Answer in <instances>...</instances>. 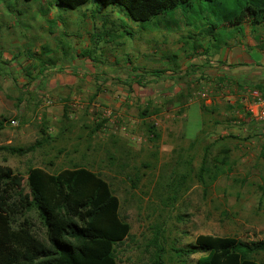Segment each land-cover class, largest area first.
I'll use <instances>...</instances> for the list:
<instances>
[{
  "label": "rangeland",
  "instance_id": "1",
  "mask_svg": "<svg viewBox=\"0 0 264 264\" xmlns=\"http://www.w3.org/2000/svg\"><path fill=\"white\" fill-rule=\"evenodd\" d=\"M259 1L264 0H193L191 6L140 22L98 0L77 8L56 0H0V164L24 175L26 191L27 172L34 166L58 172L84 165L100 173L131 225L132 235L116 247L119 264H151L159 253L164 264H195L199 254L178 249L194 244L199 234L263 240L259 136L264 134L243 97L252 88L264 89V77L239 86L233 80L227 85L232 92L215 104L210 91L207 97L195 95L206 134L192 148L180 130L189 107L170 95L174 81L167 72L181 63L183 53L202 47L210 54L233 45L245 31L244 22L259 41V35L264 38V24L253 18ZM242 12L246 20L231 24ZM47 134L54 136L50 142L23 155L3 148H26ZM207 142L216 144L215 155L230 149L232 169L226 167L205 193L197 174ZM183 177L184 183L178 182ZM172 181L180 190L177 200L170 199ZM32 222L45 239L46 227L35 211ZM254 258L264 263V251Z\"/></svg>",
  "mask_w": 264,
  "mask_h": 264
},
{
  "label": "trees",
  "instance_id": "2",
  "mask_svg": "<svg viewBox=\"0 0 264 264\" xmlns=\"http://www.w3.org/2000/svg\"><path fill=\"white\" fill-rule=\"evenodd\" d=\"M88 1L56 0V4L77 8ZM98 1L104 6H119L121 11L140 22L193 3V0ZM253 10L255 22L264 24V1L254 4ZM235 18L231 24L246 20L244 12ZM184 96L183 92L175 98L181 100ZM66 111L65 108V116ZM148 114L150 116L152 112ZM149 128L158 137L155 126L151 124ZM42 132L46 134L45 129ZM205 134L202 129L193 147L196 143H203ZM51 137L54 136L47 134L44 140L26 148H3L23 155L43 142H50ZM215 145L204 143L197 174L205 193L208 185H212L226 167L232 169L230 149L221 148L215 155L211 152ZM24 179V175L15 172L11 166L0 164V264H119L116 247L131 236V225L121 216L119 197L100 173L84 165L65 167L58 172L34 166L27 172L28 191L24 189ZM185 179L180 178L178 182L184 183ZM169 186L173 191L170 199L177 200L178 186L174 181ZM34 211L46 227L45 239L34 231ZM178 251L186 255L201 253L195 264H264L254 258L256 253L264 251V239L247 241L237 236L199 234L194 244ZM158 256L151 264H164L163 255L159 253Z\"/></svg>",
  "mask_w": 264,
  "mask_h": 264
},
{
  "label": "crops",
  "instance_id": "3",
  "mask_svg": "<svg viewBox=\"0 0 264 264\" xmlns=\"http://www.w3.org/2000/svg\"><path fill=\"white\" fill-rule=\"evenodd\" d=\"M244 26L246 32L244 31L242 37H239L233 45L221 47L216 53L210 54L208 53V48L202 47L201 50L197 49V51H194L193 53H186V55L183 53L181 57L184 58L181 59V63L174 65L175 68L167 71L170 74V77L168 76V78H171L174 81V90H172L173 92L168 90L164 93L167 94V92H170V95H174V97L179 96L183 92L185 93V96L178 102L182 104L181 101H183L185 103L183 106L189 108L183 115L185 130H180L182 135L186 133L185 138L190 141L189 146L192 148L199 146L200 142L196 143L194 147L193 144L198 140V137L201 134V129H203V118L201 117L203 111L198 104L199 99L195 97L194 88L203 89L207 86V89L205 88V90L207 92L210 91L213 94L210 103L215 104V100L220 98L221 95H224L227 92H232L233 88L228 87L227 85L228 83L233 82V80H235V83L239 86L243 81H253L254 76L261 75L260 77H264L262 74L264 72V38L259 35L261 38L259 41L258 35H253V30L248 23L244 22ZM146 67H150V65ZM126 71H129L128 74H130L133 72V69L129 68ZM173 73H176L178 76L176 74L171 76ZM134 76L135 75L131 74L130 78L134 79ZM151 83L153 84L154 82L151 81ZM133 86H136V84ZM128 87H130V85ZM234 90L237 91V89ZM208 95L209 94H207V96ZM166 97L168 98L172 96ZM192 111L194 112L193 114L195 118H190ZM156 117L157 115L154 114L151 118ZM259 137H261V145L264 146V137ZM197 254H199L198 257L202 255L201 253Z\"/></svg>",
  "mask_w": 264,
  "mask_h": 264
},
{
  "label": "built area",
  "instance_id": "4",
  "mask_svg": "<svg viewBox=\"0 0 264 264\" xmlns=\"http://www.w3.org/2000/svg\"><path fill=\"white\" fill-rule=\"evenodd\" d=\"M247 92V95L243 97L244 107L251 117L262 127V133L264 134V89L252 88ZM195 95L206 97L207 91L202 89L197 91ZM12 122L15 123L16 120H12Z\"/></svg>",
  "mask_w": 264,
  "mask_h": 264
}]
</instances>
